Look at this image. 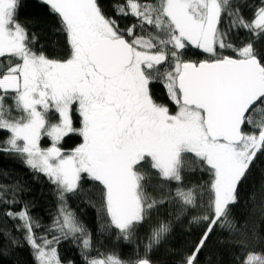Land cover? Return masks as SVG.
Instances as JSON below:
<instances>
[{"label": "snow or ice", "instance_id": "obj_1", "mask_svg": "<svg viewBox=\"0 0 264 264\" xmlns=\"http://www.w3.org/2000/svg\"><path fill=\"white\" fill-rule=\"evenodd\" d=\"M41 2L61 55L40 44L46 21H22L21 0H0V156L43 176L57 207L45 227L31 188L0 184V218L12 221L0 255L26 244L32 264H75L58 252L71 241L84 264H224V248L231 264H264V236L232 219L250 177L264 187V0ZM190 46L207 58L187 59ZM69 198L99 205L96 233L137 251L146 241L144 257L91 256L94 233ZM168 205L176 211L161 217ZM189 216L200 234L174 248Z\"/></svg>", "mask_w": 264, "mask_h": 264}, {"label": "trees", "instance_id": "obj_2", "mask_svg": "<svg viewBox=\"0 0 264 264\" xmlns=\"http://www.w3.org/2000/svg\"><path fill=\"white\" fill-rule=\"evenodd\" d=\"M111 0H104L107 7ZM19 18L22 21H30L40 19L46 21L43 25L45 29L40 33V44H46L49 51L54 52L56 55H61L64 51V45L62 38H57L53 34L54 18L47 15V8L41 2V0H21V6L19 8ZM126 23V21L124 22ZM185 57L191 61H199L206 59L207 57L202 54V50L194 46H190L186 52ZM154 92L160 97L161 102L168 103L166 95L160 86L154 87ZM78 137L65 141V147L74 146L79 143ZM4 172L8 173V176H4ZM207 180V176L202 177ZM16 180H20L32 189L30 194H26V199H32L36 202V209L33 211L34 216L45 217L43 223L45 227L49 226L50 221L48 217L54 215L57 207L56 196L53 191V186L50 185L43 176L35 177L31 171H29L23 164L13 158H6L0 156V184L12 183ZM69 205L71 210L74 211L79 221L89 230H92L94 235V245L91 251V256L97 255V249L100 253L112 254L115 252L122 259H135L137 256L144 257L145 248L144 241L139 250H136V246L131 243L124 242L123 240H116L114 234L105 233L100 235L96 233L97 226V213L99 211V205L93 201L92 204L79 199L69 198ZM176 210L168 205L159 209V215L163 217L166 213L172 215ZM195 215V213L193 214ZM156 214L154 213V219ZM233 222L241 230H255L258 235L264 236V187L261 186V177L259 173L250 177L249 181L244 185L241 192V203L239 206L233 209ZM191 216L184 219L182 218L179 223L175 225L174 234L171 238V245L174 248H182L186 243L195 241L200 234L202 225L195 223H189ZM0 228L11 229L12 221H5L0 218ZM220 238L224 239L227 235V230L221 232L218 229ZM19 236V233H13ZM39 234V232H38ZM143 237L144 233H139ZM215 239V237H214ZM8 243L7 241L0 240V249L3 245ZM259 240L257 246L259 247ZM58 252L60 257L65 261H75V264H84L83 257L81 256L80 249L71 241L63 242L59 245ZM163 249H160L159 253H149V256L153 260L163 259ZM224 264H231L232 250L224 248L221 252ZM0 264H32V257L29 255V246L16 248L12 251L11 255H0Z\"/></svg>", "mask_w": 264, "mask_h": 264}, {"label": "rangeland", "instance_id": "obj_3", "mask_svg": "<svg viewBox=\"0 0 264 264\" xmlns=\"http://www.w3.org/2000/svg\"><path fill=\"white\" fill-rule=\"evenodd\" d=\"M195 47V46H194Z\"/></svg>", "mask_w": 264, "mask_h": 264}]
</instances>
